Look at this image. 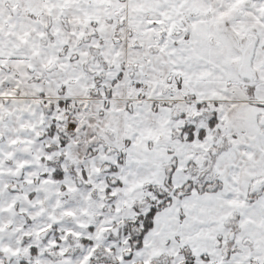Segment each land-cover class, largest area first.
I'll list each match as a JSON object with an SVG mask.
<instances>
[{
    "label": "snow or ice",
    "instance_id": "obj_1",
    "mask_svg": "<svg viewBox=\"0 0 264 264\" xmlns=\"http://www.w3.org/2000/svg\"><path fill=\"white\" fill-rule=\"evenodd\" d=\"M0 264H264V0H0Z\"/></svg>",
    "mask_w": 264,
    "mask_h": 264
}]
</instances>
